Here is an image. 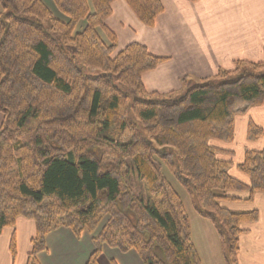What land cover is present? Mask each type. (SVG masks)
Here are the masks:
<instances>
[{
  "label": "trees",
  "instance_id": "trees-1",
  "mask_svg": "<svg viewBox=\"0 0 264 264\" xmlns=\"http://www.w3.org/2000/svg\"><path fill=\"white\" fill-rule=\"evenodd\" d=\"M115 1L91 0V14L86 0H54L68 20L64 24L42 0H0L4 11L0 16V234L18 218L33 221L36 232L26 264H39L37 255L45 251L49 233L65 228L76 238L82 233L91 236L100 220L109 216L92 238L94 251L86 264H99L104 246L121 253L134 251L143 264H201L183 203L163 174L164 163L180 186L194 194L196 213L214 227L225 264H237L242 226L255 223L258 214L231 212L220 203L239 200L227 192L247 193V202L264 193V149L246 151L236 167L248 179L245 184L228 174L231 163L219 160V151L210 142H231L234 117L264 103V72L258 73L264 60L247 63L255 71L240 69L228 81L188 88L184 84L186 90L177 99L149 94L142 76L164 60L137 43L113 57L116 40L104 21ZM123 1L148 28L163 13L162 0ZM81 20L85 29L73 35ZM97 28L105 30L109 47L97 36ZM64 43L75 49L68 51ZM70 52L78 54L85 67H113L117 80L131 79L130 84L151 98L136 100L132 109L158 147L177 149L175 163L169 149L156 150L141 135L122 139L132 131V127L124 129L125 124L116 138L108 136L122 92L107 82L100 89L92 86ZM80 87L86 92L84 98ZM71 129L76 134L87 129L93 136L100 134L107 141L101 155L88 146L84 152L64 150L62 133ZM247 134L256 138L261 131L249 124ZM85 139L84 135L76 139L80 150ZM120 153L122 158L116 161L104 160V155ZM128 164L130 171H125ZM130 172L147 187L146 197L128 186ZM201 206L208 211L202 212ZM9 250L13 257V241Z\"/></svg>",
  "mask_w": 264,
  "mask_h": 264
},
{
  "label": "crops",
  "instance_id": "crops-1",
  "mask_svg": "<svg viewBox=\"0 0 264 264\" xmlns=\"http://www.w3.org/2000/svg\"><path fill=\"white\" fill-rule=\"evenodd\" d=\"M162 7L163 13L151 28L142 26L123 0L112 4L111 15L104 21V28L116 39V52L128 44L138 43L152 56L166 59L154 71L142 76L147 93L168 95L180 90L181 78L205 80L220 69L233 71L236 62L264 60V0H162ZM97 32L100 34V29ZM249 124L260 129L261 136L249 138ZM233 132L231 142L211 144L218 149L219 160L236 168L246 151L264 149V103L238 113L233 119ZM236 154L238 164L234 167ZM235 178L245 182L241 175ZM245 200L242 198L236 203ZM247 203L246 208L221 207L235 213L257 212L255 223L242 226L245 232L238 239L237 264H264V193L254 194ZM35 232L34 222L24 218H18L12 228H5L0 234V264H26ZM91 239L85 233L76 238L70 230L59 228L46 236V250L37 255V261L39 264H86L94 251ZM12 241L13 257L9 250ZM200 260L203 264L201 257ZM99 264L143 263L134 251L121 253L104 246Z\"/></svg>",
  "mask_w": 264,
  "mask_h": 264
},
{
  "label": "rangeland",
  "instance_id": "rangeland-1",
  "mask_svg": "<svg viewBox=\"0 0 264 264\" xmlns=\"http://www.w3.org/2000/svg\"><path fill=\"white\" fill-rule=\"evenodd\" d=\"M42 2L44 5H46L48 8H50V10L52 11V12L51 11L50 12L53 14L54 18H56L57 20H60L64 24H66L68 22L67 18L64 17L63 15H61V13L56 9L55 4H54V0H42ZM86 4H87L89 12L92 14L93 13V7H92L91 0H86ZM161 4H162V2H161ZM3 12L4 11L0 5V16L3 14ZM81 22H83L82 25H84L86 27L85 20L79 21L78 24L76 25L74 31H73V35L81 34L82 31L85 29V27H84L82 30H80V27L82 25L79 26V24ZM138 22L142 26H144L139 20H138ZM46 24L48 25L47 21H46ZM146 28H148V27H146ZM97 29H100V34H99V32H97ZM97 29H96L97 36L99 37V39L102 41V43L105 46L109 47L111 45V41H110L109 37L107 36V34L105 32H103L104 30L102 28H97ZM131 44H133V43H131ZM128 45H130V44H128ZM127 46H125L122 50H124ZM64 47H66V49H68V51L70 50V47L75 49L74 46H72L68 43H64ZM122 50H120L119 52H121ZM119 52H116V49H115V52L113 53L114 54L113 57H115L117 55V53H119ZM70 53L72 54V52H70ZM71 56H73V54L70 55V57ZM73 57H74L75 64L80 69L79 71L81 72V75H83L84 78H87L89 81H93V82H91L92 86L100 89L103 87V85L101 83L107 82L108 84H110V83L113 84L114 88H116V89L118 88L117 90L122 92V96L120 99V106L118 108L119 109L118 114L112 120L113 127H112L111 131L109 132L108 136L111 138H114L119 133V129H120L121 124H125L124 129H126V127H128L129 129L132 127V131L128 130L126 135L124 137H122V139H125L128 137L130 138L135 133L137 135H141L142 138L144 139L145 143H149V145L153 146L156 150L165 149V151H166L167 149H169L172 153L171 154L172 155L171 156L172 162L174 161L173 163H175L176 159L179 157L177 149H175L173 147L170 148L169 146L158 147V145L152 140V137L150 136V134L145 131V129H144L145 126L142 125V123L137 119V116L135 115V113L133 111L134 104L136 103L135 102L136 100H149L151 98L143 95L139 91V89H137V87H135V85L130 84L131 79H128L129 81L117 80L118 79V73L113 67L110 69L96 68V67H85L84 62L80 59L78 54L76 55V57L75 56H73ZM157 58H159V57H157ZM160 59H163L164 60L163 62L166 61V59H164V58H160ZM236 67L238 69L235 71ZM240 69H242V71H244L245 69L249 70V71H255V70H252L253 68H250V65L247 63L236 62L233 65V71L227 72L225 70L220 69L217 72V74H215L214 76L209 77L208 79H205V80H198V78H196V77H194V78H192V77L181 78L179 80V83H180V87H179L180 90L179 91L170 93L168 95H162L159 93H152V94H155L158 96L159 95L165 96L169 100L170 99H177L184 94L186 87L188 88V87H192L195 85H204L207 83H213V82L220 83V82L228 81L229 79L236 77L238 74V71ZM261 70L262 71H259L258 73L264 72V69H261ZM220 73H223V74L221 76H219L218 74H220ZM91 84L89 83V85H91ZM184 84L186 85L185 88H184ZM82 85L85 87L86 85H88V82L83 83ZM142 85H143V83H142ZM143 88H144V86H143ZM144 90H145V88H144ZM80 91H81V96L84 98V96L86 95V92L83 91V89H81V87H80ZM0 120H1V116H0ZM123 121H125V123ZM74 130H76V129H71V131L65 130L62 133V136L64 139L62 142L63 143L62 147H64V150L74 151V149L77 148V150L79 152H82V151L84 152L88 146L92 152H94L97 155H101L103 149L105 148V144H103V142H107V141L101 139V137L99 136L100 134H97V136L94 134V136H96L94 138L93 134L90 131H88L90 129L84 130L85 132L80 131L78 134L75 133L78 131H74ZM123 131H125V130H123ZM83 135H84V138H86L85 139L86 141H85V146L83 145L82 149L80 150V148H79L80 145L77 143L76 139L78 137H83ZM215 143H219V142L216 141ZM71 146H75V148H73ZM126 146H128V144H126ZM141 149H142V147H141ZM137 150L139 151L140 148L138 149V147H137ZM118 157L122 158L121 153L115 157H113L112 155L111 156L104 155V160L105 161H116V159ZM128 162L131 163V161H128ZM237 164L238 163H237V154H236V157H234V160H233V166L235 167V165H237ZM161 166H162V171H163V174L165 176V179L167 180V182L170 185V187L172 188V190L177 194V196L180 198V200L183 203L185 213L188 217L190 227H191V240L194 243L196 249L198 250L197 252L200 254V257L202 258L203 264H225L224 256L222 253V248H221V245H220V242H219V239H218V236L215 232L214 227L212 226V224L208 220L200 217L196 213V211L194 210V205H196V198H195L194 194H191V193L188 194L184 190V188H182L180 186V184L176 181V178H175L173 171L166 164L164 165V163H163ZM125 168H126L125 171H127V170L130 171L129 164ZM228 174H230L231 176H234V178H235V176L241 175L243 178H245L244 183L245 184L249 183L248 179L243 174H241L237 170V168L229 167ZM237 179H239V178H237ZM127 184H128V186H131L133 188L135 193H137L138 191H141L140 193L144 194L143 195L144 197H146V195H148L147 194V187L138 178L137 174L130 172L128 174ZM136 186L138 188H136ZM226 194L227 195H235L236 198L239 200H241L242 198H244V199L247 198V193L227 192ZM46 203H48V202H46ZM220 205L221 206L225 205L226 207L236 205L237 208L238 207L239 208H246V207H248L249 204L247 202H239V203L228 202V203H224V204L221 203ZM28 207H30V205ZM200 209L204 213L206 211H208L203 206H201ZM108 220H109V216H105L100 220L95 232L93 233V235H91L92 238L95 237L94 234L96 232H98V234H99V232H101L103 230V228L106 226ZM203 227H204V229H203ZM45 250H46V247H45Z\"/></svg>",
  "mask_w": 264,
  "mask_h": 264
}]
</instances>
